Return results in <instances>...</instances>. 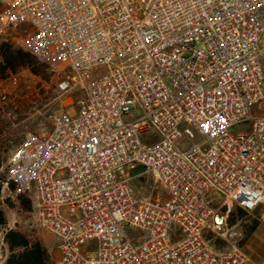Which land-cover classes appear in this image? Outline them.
<instances>
[{
    "label": "built area",
    "instance_id": "1",
    "mask_svg": "<svg viewBox=\"0 0 264 264\" xmlns=\"http://www.w3.org/2000/svg\"><path fill=\"white\" fill-rule=\"evenodd\" d=\"M0 3V36L24 29L23 48L85 90L0 168L6 198L33 202L19 224L57 237L56 264H264L225 209L264 223V0ZM145 176L166 196L136 197Z\"/></svg>",
    "mask_w": 264,
    "mask_h": 264
},
{
    "label": "rangeland",
    "instance_id": "2",
    "mask_svg": "<svg viewBox=\"0 0 264 264\" xmlns=\"http://www.w3.org/2000/svg\"><path fill=\"white\" fill-rule=\"evenodd\" d=\"M2 5L0 3V9ZM27 35L24 29L15 30L10 36H0V163L6 166L13 151L23 141L24 137L42 128H50L57 116L64 113H75L80 107V101L85 96V90L79 78L73 80L75 74L63 68L59 72L50 68L46 63L33 57L22 46V39ZM264 46V37L262 41ZM68 80L70 87L62 90L60 84ZM6 104L12 107L5 109ZM3 107H5L3 109ZM249 130L247 124H240L233 128L238 134ZM196 138L185 137L184 148L193 142L202 140L201 134L195 131ZM0 167V168H1ZM134 195L166 196V192L151 176L136 179L133 182ZM7 193L0 196V207L4 211L7 222L12 227H23L19 224L31 215L32 200L25 194L16 195L13 199L6 198ZM229 212V227L233 233V240L242 246L254 262H264V223L261 221L258 209L244 212L235 203L226 204ZM0 228V264H3L5 247L3 236L5 229ZM38 230L29 232L38 235ZM45 243L50 249L56 248L57 237L51 232L41 230ZM127 232L137 236L138 231L128 228ZM218 247L225 244L218 242Z\"/></svg>",
    "mask_w": 264,
    "mask_h": 264
},
{
    "label": "crops",
    "instance_id": "3",
    "mask_svg": "<svg viewBox=\"0 0 264 264\" xmlns=\"http://www.w3.org/2000/svg\"><path fill=\"white\" fill-rule=\"evenodd\" d=\"M3 44L0 43V47ZM6 108L3 109L11 110V106L6 104ZM9 227L5 229L3 236V245L5 247V255L3 258V264H56V261L59 258V250L58 244L56 248L50 249L48 245L45 243V237L41 230L37 229L38 235H31L26 229L23 227H12L7 222L5 227ZM13 230L16 233H19L27 242L28 246L14 244L10 239L6 238L7 233ZM37 253L38 258L33 256V252Z\"/></svg>",
    "mask_w": 264,
    "mask_h": 264
},
{
    "label": "trees",
    "instance_id": "4",
    "mask_svg": "<svg viewBox=\"0 0 264 264\" xmlns=\"http://www.w3.org/2000/svg\"><path fill=\"white\" fill-rule=\"evenodd\" d=\"M29 53V52H28ZM30 54V53H29ZM33 56V55H32ZM34 57V56H33ZM0 167H1V163H0ZM1 193H2V187H1V184H0V196H1ZM241 208V207H240ZM242 211L246 212L245 210H243L241 208ZM7 223V218H6V215L4 213V211L2 210V208L0 207V228L4 227ZM6 238L12 240V242L14 244H18V245H24V246H28V242L19 234V233H16L14 232L13 230H10L7 235H6ZM33 256H35V258H38V255L35 252H33Z\"/></svg>",
    "mask_w": 264,
    "mask_h": 264
}]
</instances>
